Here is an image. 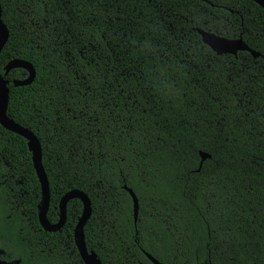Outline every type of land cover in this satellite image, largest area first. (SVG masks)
<instances>
[{"label": "trees", "instance_id": "1", "mask_svg": "<svg viewBox=\"0 0 264 264\" xmlns=\"http://www.w3.org/2000/svg\"><path fill=\"white\" fill-rule=\"evenodd\" d=\"M208 1L0 0V74L13 58L35 69L25 86L12 84L24 69L5 75L7 115L40 142L48 220L65 192L90 199L84 239L102 264H264V9ZM195 28L259 56L217 55ZM39 197L26 140L0 126V247L21 264H83L80 200L47 232Z\"/></svg>", "mask_w": 264, "mask_h": 264}, {"label": "water", "instance_id": "2", "mask_svg": "<svg viewBox=\"0 0 264 264\" xmlns=\"http://www.w3.org/2000/svg\"><path fill=\"white\" fill-rule=\"evenodd\" d=\"M209 2L208 0H202ZM256 4L264 9V0H253ZM195 31L200 35L201 41L211 48L213 52L217 55L222 54H231L236 56L239 51L249 52L253 58L259 56V53L251 49L242 39L241 36L237 38H226L220 35H217L213 32L203 30L201 28H195ZM9 36L8 29L1 19V7H0V52L5 45ZM14 68L24 69L26 76L20 79H13L12 84L14 86H25L29 85L35 77V69L33 65L19 58H13L6 62L3 66L4 73L0 74V126L4 129L11 131L21 137H23L27 142V148L31 154V162L39 182L40 187V197L36 207L37 219L44 231L56 232L59 231L66 222V207L67 203L71 199H79L82 205L81 214L78 217L75 226L73 228V242L78 251V254L84 264H102L101 261L97 258L96 254L93 251H88L85 239L83 228L87 220L91 215V201L88 196L81 190L71 189L65 192L58 202V220L55 223H51L47 218V211L49 208L50 193H49V184L48 179L45 173V170L42 165L41 160V145L36 135L29 130L28 128L21 126L15 122L12 118L7 115V105H8V96H9V81L5 78V75ZM200 163L199 168L201 167L202 162L210 157V154L200 151ZM198 168V169H199ZM123 188L128 192L132 199L133 206V218L134 222L137 220L138 214V199L135 193L131 188L123 185ZM146 257L151 261L152 264H164L156 260L150 254L145 252ZM0 264H10L0 260Z\"/></svg>", "mask_w": 264, "mask_h": 264}, {"label": "flooded vegetation", "instance_id": "3", "mask_svg": "<svg viewBox=\"0 0 264 264\" xmlns=\"http://www.w3.org/2000/svg\"><path fill=\"white\" fill-rule=\"evenodd\" d=\"M10 191H13V188L10 187L9 188ZM58 220V219H57ZM55 223V222H54ZM48 232V231H47ZM32 238H36V233L35 232H31L29 233ZM1 238V236H0ZM43 242L46 244L47 243V240H43ZM76 248V247H75ZM48 250H50V248H48ZM77 250V249H76ZM78 252V251H77ZM60 255H62V253H60ZM79 255V254H78ZM80 257V256H79ZM0 260L3 261V262H7V263H10V264H21V260L19 258H12L10 256V253H8L6 251V249L0 247ZM84 264V263H83Z\"/></svg>", "mask_w": 264, "mask_h": 264}]
</instances>
